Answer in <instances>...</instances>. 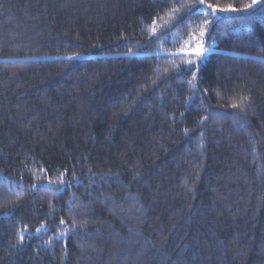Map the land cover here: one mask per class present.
<instances>
[{
    "label": "trees",
    "instance_id": "trees-1",
    "mask_svg": "<svg viewBox=\"0 0 264 264\" xmlns=\"http://www.w3.org/2000/svg\"><path fill=\"white\" fill-rule=\"evenodd\" d=\"M250 3L0 0V264H264Z\"/></svg>",
    "mask_w": 264,
    "mask_h": 264
},
{
    "label": "snow or ice",
    "instance_id": "snow-or-ice-1",
    "mask_svg": "<svg viewBox=\"0 0 264 264\" xmlns=\"http://www.w3.org/2000/svg\"><path fill=\"white\" fill-rule=\"evenodd\" d=\"M203 4H204V0H199V5L191 6L189 11L192 12V9L194 8L196 13H199L200 11H202V7L201 6ZM208 7L212 8V14L215 15L216 12H217V8L215 6H213V5H208ZM253 7L261 8V10L264 11V0H251L250 4L245 5L241 9H237L234 6L229 5L226 9H220V11H233V12H235V11H249ZM173 15L175 16V13ZM209 23H210L209 21H204L205 25H208ZM155 24H156V21L154 20L153 21V25H155ZM153 32H155V28H153ZM204 35H205V32L201 31L200 32V37L203 38ZM204 52H205V49L201 47V48L195 49L192 54H194L197 57V59H200V58L203 57ZM194 63H195V61H193L191 59L187 60V67L189 68V70H190V66L193 65ZM193 75H194V78H195V73ZM49 183L51 184L52 181H49ZM33 187H35V185H33ZM60 223L63 224L64 221L61 220ZM37 231H39V229ZM60 236H63V233H61ZM21 240H22V237H21Z\"/></svg>",
    "mask_w": 264,
    "mask_h": 264
},
{
    "label": "rangeland",
    "instance_id": "rangeland-1",
    "mask_svg": "<svg viewBox=\"0 0 264 264\" xmlns=\"http://www.w3.org/2000/svg\"><path fill=\"white\" fill-rule=\"evenodd\" d=\"M205 52L207 53L208 51H205ZM205 52H204V53H205Z\"/></svg>",
    "mask_w": 264,
    "mask_h": 264
}]
</instances>
